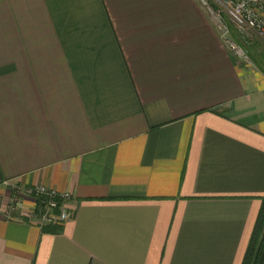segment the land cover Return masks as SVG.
Segmentation results:
<instances>
[{"label": "crops", "instance_id": "0c3cea01", "mask_svg": "<svg viewBox=\"0 0 264 264\" xmlns=\"http://www.w3.org/2000/svg\"><path fill=\"white\" fill-rule=\"evenodd\" d=\"M36 185L74 216L8 217ZM263 197L264 71L201 0H0V264H243Z\"/></svg>", "mask_w": 264, "mask_h": 264}, {"label": "built area", "instance_id": "2783aa9c", "mask_svg": "<svg viewBox=\"0 0 264 264\" xmlns=\"http://www.w3.org/2000/svg\"><path fill=\"white\" fill-rule=\"evenodd\" d=\"M216 7H212L208 0H203L208 6L209 14L221 38L235 53L250 60L245 50L239 47L229 37V28L226 23V11L232 15V20L238 30L244 34H253L264 40V0H214ZM219 6V7H218ZM23 195L33 198L34 205L28 211L26 219L38 226L63 225L74 216L72 196L69 192L59 193L44 185L15 188L9 199L7 216L11 217L20 211L19 203Z\"/></svg>", "mask_w": 264, "mask_h": 264}, {"label": "rangeland", "instance_id": "374dc122", "mask_svg": "<svg viewBox=\"0 0 264 264\" xmlns=\"http://www.w3.org/2000/svg\"><path fill=\"white\" fill-rule=\"evenodd\" d=\"M211 4H212L211 5L212 7H216L218 5V4L216 5L215 3H211ZM201 5L209 13L208 6L206 4H204L203 0H201ZM225 11H226L225 13L227 16L226 23H227L228 28H229V34H228L229 37L232 38L234 40V42L239 47H241L243 50H245L246 55H248L250 58V60H248L249 65H251L255 69L259 68L260 70L264 71V40L257 38L252 33L251 34H244V33L240 32L238 30V28L235 26L234 21L232 20V15L230 14V12H228L227 10H225ZM222 40L225 42L224 39H222ZM225 44H227V43L225 42ZM231 51L234 52V50H231ZM13 188H16V187L13 186Z\"/></svg>", "mask_w": 264, "mask_h": 264}, {"label": "trees", "instance_id": "16d2710c", "mask_svg": "<svg viewBox=\"0 0 264 264\" xmlns=\"http://www.w3.org/2000/svg\"><path fill=\"white\" fill-rule=\"evenodd\" d=\"M243 264H264V197L263 206Z\"/></svg>", "mask_w": 264, "mask_h": 264}]
</instances>
